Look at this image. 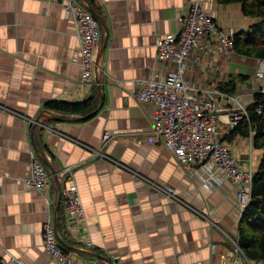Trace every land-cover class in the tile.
<instances>
[{
  "label": "crops",
  "instance_id": "0c3cea01",
  "mask_svg": "<svg viewBox=\"0 0 264 264\" xmlns=\"http://www.w3.org/2000/svg\"><path fill=\"white\" fill-rule=\"evenodd\" d=\"M62 2L0 0L3 264H15L14 259L22 264H61L43 247L42 229L49 216L56 220L57 239L74 264H108L105 258L111 257L115 264H223L238 240L241 213L235 186L220 178L206 187L204 174L181 166L152 136L153 108L136 93L142 80L170 67L158 57L156 40L177 31L179 15L192 3L229 33L245 31L258 20L244 16L237 3L221 5L217 0H94L103 24L98 21L97 62L95 57L103 105L79 122L41 121L37 145L31 128L37 117L76 116L47 113V102H78L92 92L79 82L76 26ZM258 60L233 50L192 52L186 77L202 87L236 74L250 76L235 92L249 99L257 92L253 80ZM221 118L224 128V113ZM106 130L114 136L104 144ZM231 144L239 151L240 165L246 166L245 139L237 136ZM33 153L51 174L44 157L58 176L57 183L51 174L49 201L24 185ZM262 155V149L254 148L255 172ZM66 167L73 168L84 208L81 222L65 219L62 200L55 211L59 187L62 192L68 183ZM87 240L93 248L86 247ZM94 253L102 258L90 255Z\"/></svg>",
  "mask_w": 264,
  "mask_h": 264
},
{
  "label": "built area",
  "instance_id": "2783aa9c",
  "mask_svg": "<svg viewBox=\"0 0 264 264\" xmlns=\"http://www.w3.org/2000/svg\"><path fill=\"white\" fill-rule=\"evenodd\" d=\"M63 8L74 19L79 43L78 63L82 86L91 90L95 84L94 67L100 26L95 17L76 0H63ZM179 27L175 33L160 36L156 40L158 57L170 67L166 73L141 81L136 97L152 106V136L168 149L177 162L187 169L204 174L208 182L220 178L230 180L235 186L240 213L251 199L253 169V136L245 137V151L249 154L248 164L239 163V151L224 139L242 118L247 117V107L251 99L237 93H229L218 85L198 86L186 77V68L192 52L209 55L222 52L227 54L233 48V37L218 28L211 15L193 3L178 17ZM218 51H217V50ZM254 86L264 94V59L259 60L254 75ZM227 107L225 108V106ZM226 111V112H224ZM225 114V127L221 126ZM108 132V131H107ZM110 133V132H109ZM103 136V135H102ZM105 135L107 140L113 138ZM108 158V157H106ZM31 155L28 174L23 178L26 189L36 191L44 200L52 198L50 173ZM64 175L68 180L62 190L61 199L64 213L69 219L83 221L85 212L74 180L73 168L66 167ZM43 247L46 253L61 264H74L72 255L58 242L54 221L51 216L42 229ZM93 248L91 241H85ZM115 257L111 261L115 262ZM15 264H22L14 259ZM223 264H252L237 243L231 255Z\"/></svg>",
  "mask_w": 264,
  "mask_h": 264
},
{
  "label": "trees",
  "instance_id": "16d2710c",
  "mask_svg": "<svg viewBox=\"0 0 264 264\" xmlns=\"http://www.w3.org/2000/svg\"><path fill=\"white\" fill-rule=\"evenodd\" d=\"M86 1L92 7H96L94 0ZM217 2L221 5L237 3L244 16L258 20L248 28V32L245 30L234 34L232 49L236 54L242 56L264 59V0H217ZM81 4L85 6V3ZM249 79L250 76L236 74L217 85L226 92L235 93L238 84H243ZM99 103L100 93L94 87L91 95L82 101H50L44 107L46 110H53L67 116H86L93 112L97 113ZM42 130L39 125H36L32 130V137L37 145ZM250 132H255L253 136L254 148L262 149L263 155L252 181L250 202L239 218L238 246L249 260L264 263V94L262 93H254L252 101L247 107V117L241 119L226 139L231 141L237 136L244 138L249 136ZM57 216L60 220V211ZM0 264H3L1 256Z\"/></svg>",
  "mask_w": 264,
  "mask_h": 264
},
{
  "label": "water",
  "instance_id": "95a60500",
  "mask_svg": "<svg viewBox=\"0 0 264 264\" xmlns=\"http://www.w3.org/2000/svg\"><path fill=\"white\" fill-rule=\"evenodd\" d=\"M83 3H85L87 5V8L88 10L98 19V21H101V24H102V20L100 18V16L98 15V13L96 12V10L94 9V7H92V5H90L89 2H87L86 0H81ZM103 25V24H102ZM246 32H248V29L246 30ZM97 59H98V54H97V57H96V62H97ZM94 75H95V82H96V87L100 93V103H99V106H98V109L97 110H100L102 105H103V95L101 94V84H100V81H99V78L98 76L96 75L95 71H94ZM45 112L48 113L47 110H45ZM96 113L93 112L91 114H88L86 116H74V117H69V118H64V117H60V116H56V115H50V116H46V117H42V116H39L37 117L35 120H34V123L32 125V130L35 128V126L37 124H39L41 121L45 120V119H48V120H53V121H69V122H79L81 120H86V119H89L91 117H93ZM36 153L38 154V150L36 148H34ZM41 160L43 161V163L47 166V168L49 169V171L51 172L55 182L58 183V176L57 174L55 173L54 169L49 165V163L45 160L44 157L41 156ZM60 201H61V187H59V195H58V201L56 203V206H55V211L58 212L59 210V206H60ZM55 222V228H56V220H54ZM94 257H99V258H102V256L100 254H97V253H94V254H90ZM105 261L108 263V264H115V262L111 261L110 258H105Z\"/></svg>",
  "mask_w": 264,
  "mask_h": 264
},
{
  "label": "bare ground",
  "instance_id": "6f19581e",
  "mask_svg": "<svg viewBox=\"0 0 264 264\" xmlns=\"http://www.w3.org/2000/svg\"><path fill=\"white\" fill-rule=\"evenodd\" d=\"M193 4V3H192ZM84 6V5H83ZM85 8H87L86 6H84ZM87 10H88V8H87ZM89 11V10H88ZM90 12V11H89ZM91 13V12H90ZM92 14V13H91ZM93 15V14H92ZM210 15V14H209ZM94 16V15H93ZM95 17V16H94ZM212 17V16H211ZM213 18V17H212ZM95 19L98 21V19L95 17ZM213 20H214V18H213ZM215 21V20H214ZM100 22V21H99ZM98 22V23H99ZM216 22V21H215ZM216 24H217V22H216ZM217 26H218V24H217ZM218 28L219 29H221L219 26H218ZM221 30H223V29H221ZM225 31V30H224ZM227 32V31H226ZM175 33V32H174ZM229 33V32H228ZM229 34H231L232 35V37L234 36V34L233 33H229ZM233 43H234V40H233ZM155 46H156V44H155ZM233 50V49H232ZM259 60H261V59H259ZM259 60H258V62H259ZM95 66H96V64H95ZM94 71H95V67H94ZM94 81H95V75H94ZM95 85V84H94ZM94 87V86H93ZM93 89V88H92ZM92 89L90 90V91H92ZM258 92V91H257ZM259 93V92H258ZM249 99H251V101H252V98H249ZM84 100V99H83ZM82 101V100H81ZM79 102V101H78ZM33 123H34V120H33ZM32 123V124H33ZM108 131V132H107ZM112 133V134H114L112 131H109V130H106V131H104V133H103V136H102V141H103V143H106L107 141H109V140H107V138H105V135H108V136H110V133ZM230 132L231 131H229V133L228 134H226V135H224V139L225 140H227L226 139V137L230 134ZM245 138V137H244ZM112 139V138H111ZM233 140V139H232ZM232 140L231 141H229V140H227L230 144H231V142H232ZM78 143H80L79 141H77ZM80 144H82L83 145V143H80ZM232 145V144H231ZM85 146V145H84ZM254 146V145H253ZM85 147H87V146H85ZM99 154H100V152H99ZM103 156L106 158V156L103 154ZM109 158V157H108ZM39 160V159H38ZM40 161V160H39ZM253 162V161H252ZM253 169H254V164H253ZM255 170H254V175H255ZM51 175V174H50ZM202 176V175H201ZM203 177V176H202ZM254 178V177H253ZM203 181L204 182H206L207 181V179H204V177H203ZM62 193V192H61ZM62 200V199H61ZM239 204V203H238ZM63 211H64V209H63ZM64 215H65V213H64ZM68 217H66V215H65V219H67ZM69 219V218H68ZM54 227H55V224H54ZM55 230H56V228H55ZM58 240V239H57ZM238 241V240H237ZM59 242V241H58ZM59 244H60V242H59ZM61 245V244H60ZM238 245V244H237ZM62 246V245H61ZM63 247V246H62ZM64 248V247H63ZM240 248V247H239ZM241 250V249H240ZM242 251V250H241Z\"/></svg>",
  "mask_w": 264,
  "mask_h": 264
},
{
  "label": "rangeland",
  "instance_id": "374dc122",
  "mask_svg": "<svg viewBox=\"0 0 264 264\" xmlns=\"http://www.w3.org/2000/svg\"><path fill=\"white\" fill-rule=\"evenodd\" d=\"M108 142V141H107ZM105 144V143H104ZM249 156V154L247 153ZM257 172V171H256ZM238 244V241L236 242ZM252 264H264L263 262L251 261Z\"/></svg>",
  "mask_w": 264,
  "mask_h": 264
}]
</instances>
